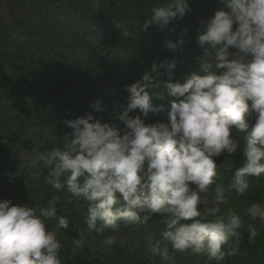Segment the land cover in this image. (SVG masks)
Wrapping results in <instances>:
<instances>
[{
	"label": "clouds",
	"instance_id": "1",
	"mask_svg": "<svg viewBox=\"0 0 264 264\" xmlns=\"http://www.w3.org/2000/svg\"><path fill=\"white\" fill-rule=\"evenodd\" d=\"M221 3L223 8L200 22L203 30L196 38L203 49L197 63L205 75L192 74L174 83L176 61H153L139 80L123 86L126 106L114 111L109 122L94 117L93 112L108 107L97 99L90 104L93 112L64 119L71 131L30 159V167L43 165L47 170L41 171L44 183L56 193L66 190L69 202H87L88 232H115L121 224L144 223L158 215L166 225L162 238L174 251L207 253L216 264L224 260L223 246L240 239L241 216L231 209L222 215L221 205L227 203L228 193L243 196L249 191V177L264 176V0ZM191 11L190 0H156L141 30L156 26L175 31L172 22ZM185 43L181 36L164 41V47L175 52ZM163 77L168 78L167 95L175 99L153 104L147 89ZM137 110L143 117L159 114L162 121L147 124L141 115H130ZM241 132L245 135L238 139ZM238 151L241 166L229 183L216 185L215 158ZM25 186L28 190L34 185L25 181ZM210 191L212 206L202 212L200 206L209 204L202 194ZM59 200L55 195L38 209L0 200V264H63L57 232L48 226L54 221L59 229L69 228V217L57 214ZM245 215L253 222L248 238L254 241L255 224L264 226V202L250 203ZM115 242L108 236L102 243ZM72 244L75 253L85 241L74 239ZM160 254L167 258L166 252Z\"/></svg>",
	"mask_w": 264,
	"mask_h": 264
},
{
	"label": "trees",
	"instance_id": "2",
	"mask_svg": "<svg viewBox=\"0 0 264 264\" xmlns=\"http://www.w3.org/2000/svg\"><path fill=\"white\" fill-rule=\"evenodd\" d=\"M155 4L156 0H0V200L38 209L60 196L57 214L69 217V228L59 229L54 221L48 226L57 232L63 264H216L207 253L174 251L162 238L166 225L158 215L144 223L121 224L115 232H88L87 202H69L70 193H56L44 183L43 165L30 167L33 156L50 150L57 138L71 131L62 123L64 119L93 112L91 102L100 99L108 105L103 112H93L102 122H109L114 111H122L128 95L123 86L139 80L153 61H176L174 83H183L192 74L205 75L197 63L203 49L196 38L203 30L200 22L224 7L221 0H190L192 11L170 25L175 31L156 26L142 31ZM181 36L186 41L182 48L172 52L164 47V41L175 42ZM167 80L163 77L147 89L153 104L167 105L175 99L167 95ZM130 115L141 114L137 110ZM141 119L151 124L162 121V116L149 113ZM248 122L251 127L254 117ZM222 155L216 185L229 183L241 166L239 151ZM25 181L34 186L26 190ZM65 181L66 177L61 178ZM249 181V191L243 196L228 193L227 203L221 205L222 215L231 209L241 216L243 226L240 239H230L223 246L225 257L220 264H264V226L257 222L258 235L249 241L248 226L253 222L245 215L250 203L264 202V176L249 177ZM202 197L209 201L200 206L203 212L212 206L213 191ZM108 236L115 239L114 245L102 243ZM74 239L85 241L75 253ZM156 248L166 252L167 258Z\"/></svg>",
	"mask_w": 264,
	"mask_h": 264
},
{
	"label": "water",
	"instance_id": "3",
	"mask_svg": "<svg viewBox=\"0 0 264 264\" xmlns=\"http://www.w3.org/2000/svg\"><path fill=\"white\" fill-rule=\"evenodd\" d=\"M217 165H220L224 161V156L221 154V156L215 158Z\"/></svg>",
	"mask_w": 264,
	"mask_h": 264
},
{
	"label": "rangeland",
	"instance_id": "4",
	"mask_svg": "<svg viewBox=\"0 0 264 264\" xmlns=\"http://www.w3.org/2000/svg\"><path fill=\"white\" fill-rule=\"evenodd\" d=\"M1 9H2L3 13L6 14L7 11H6V7L4 5V2H2Z\"/></svg>",
	"mask_w": 264,
	"mask_h": 264
}]
</instances>
